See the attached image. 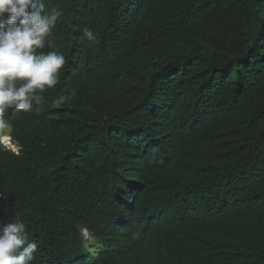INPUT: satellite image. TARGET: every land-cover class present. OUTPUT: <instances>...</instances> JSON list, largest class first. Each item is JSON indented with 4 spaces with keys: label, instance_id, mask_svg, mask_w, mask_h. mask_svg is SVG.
Listing matches in <instances>:
<instances>
[{
    "label": "trees",
    "instance_id": "16d2710c",
    "mask_svg": "<svg viewBox=\"0 0 264 264\" xmlns=\"http://www.w3.org/2000/svg\"><path fill=\"white\" fill-rule=\"evenodd\" d=\"M44 4L66 64L4 115L0 229L32 264H264V0Z\"/></svg>",
    "mask_w": 264,
    "mask_h": 264
},
{
    "label": "clouds",
    "instance_id": "9594fccd",
    "mask_svg": "<svg viewBox=\"0 0 264 264\" xmlns=\"http://www.w3.org/2000/svg\"><path fill=\"white\" fill-rule=\"evenodd\" d=\"M62 15L57 8L46 13L44 0H0V127L8 109L38 114L44 100L39 93L58 83L65 56L38 50L46 47V37ZM83 31L89 41L96 40L90 29ZM1 143L15 152L3 136ZM26 228L16 220L0 229V264H32L39 246L29 240Z\"/></svg>",
    "mask_w": 264,
    "mask_h": 264
},
{
    "label": "rangeland",
    "instance_id": "374dc122",
    "mask_svg": "<svg viewBox=\"0 0 264 264\" xmlns=\"http://www.w3.org/2000/svg\"><path fill=\"white\" fill-rule=\"evenodd\" d=\"M10 126L7 122H5L3 127H0V137L3 138L8 137L10 134ZM85 235V234H84ZM86 237V245L89 249H92L94 253H96L95 245L99 244V242L93 237V235H85Z\"/></svg>",
    "mask_w": 264,
    "mask_h": 264
},
{
    "label": "bare ground",
    "instance_id": "6f19581e",
    "mask_svg": "<svg viewBox=\"0 0 264 264\" xmlns=\"http://www.w3.org/2000/svg\"><path fill=\"white\" fill-rule=\"evenodd\" d=\"M4 142H5V143H6L11 149H13L15 152H17L18 148H17L16 145H14V144L11 142V139H10L9 136L4 138Z\"/></svg>",
    "mask_w": 264,
    "mask_h": 264
}]
</instances>
